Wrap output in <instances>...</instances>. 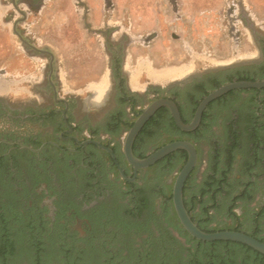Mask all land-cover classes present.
Returning a JSON list of instances; mask_svg holds the SVG:
<instances>
[{
	"label": "rangeland",
	"instance_id": "rangeland-1",
	"mask_svg": "<svg viewBox=\"0 0 264 264\" xmlns=\"http://www.w3.org/2000/svg\"><path fill=\"white\" fill-rule=\"evenodd\" d=\"M62 2L63 4L67 3L66 1ZM109 2L114 5L115 12L110 16L106 14L104 20L108 16L107 19H112L109 21L116 24L124 20L121 17L124 15L127 18V28L125 30H128V34L131 36L146 38V34H151L153 31L162 34L158 41L150 42L145 47L134 43L124 48L128 57H130L127 71L128 74H133L131 88L134 96L141 94V87L148 82L146 76L142 74L140 67H138V62L141 60L138 58L140 57L146 62L144 71L154 73L153 76L148 74L150 79L161 84L173 80L160 81L162 73L176 71L177 69L180 71L187 69V74L194 70L195 75L199 76L237 63L253 71L261 62L256 37L260 35L264 37V0H245V7L241 9L244 14L241 15V19L239 18L242 21V24H240L242 26L239 25L237 34L239 41L235 50H232L234 46L233 38L227 33L224 20L226 0H176L178 4L176 12L167 5V0H161L160 8L163 9L160 10L159 14L152 13V7L154 6L152 0H110ZM96 12L103 19L101 11L97 9ZM235 13L237 11L234 12L233 16H235ZM49 14V12L45 13V19L35 16L36 14L31 15L29 22L26 23V26H22L23 28L20 31L35 48L47 50L52 54L55 70L54 81L57 83V88L59 86L58 89L62 90L60 94L66 92L67 96L84 100V96H78L77 92L92 82H98L104 74L103 80H106L113 57L104 45L103 37H86L84 30L77 27V25H80L77 20L81 19L80 22H82V16L75 14L72 17L76 21V23L73 22L72 27L56 28L48 25ZM18 15L14 11L0 9V77L18 80L22 77L36 76L39 79L42 77L43 68L48 63V59L37 56L34 52L26 49L12 32V20L19 18ZM244 17L247 22L244 21ZM158 18L161 21L163 19L165 25H162L161 32L158 29ZM203 21L205 23L209 22V24L204 26ZM223 21L225 23L219 24L220 26L217 27V23ZM32 23L38 24L33 26ZM247 24L254 31L250 30ZM71 31H73L72 37L65 36L66 33H71ZM179 32L183 35L182 41L173 38ZM121 33L120 30H117V35L112 34L113 38L111 35V39H118ZM201 34H204L205 37L203 41L201 40ZM66 39L74 41V44L67 42ZM79 41H83V43L77 44ZM204 49L208 55L207 57L203 55ZM193 55L205 59L199 60L197 58L198 61L193 67L190 58ZM156 75H158V78ZM103 82L105 83V81ZM101 87L105 88L107 93L109 92L110 87L107 84L101 85ZM19 88H22V86L20 85ZM96 88L97 86L92 89L95 94ZM192 90L183 93L181 102H190L188 96H192ZM263 101L264 93H234L227 96L221 103L214 105L210 113L214 116V119L218 120H215L216 125L211 129L213 137H217L221 142L230 145L228 143L229 125L233 122L236 124L233 130L238 132V139L241 141V147L237 149V152L244 151L247 154V146L243 147L242 144L246 145L253 139L250 136V131L247 130L250 125L255 123H253V120L264 122ZM115 107L116 103H110L101 112H93L94 115H91L88 121L100 120ZM12 129L15 130L7 122L0 120V133ZM155 131L156 137L152 139L153 143L150 146L156 141L160 142L167 139L166 135H162L161 127L155 129ZM202 149L204 153L208 151L207 146H202ZM5 154L6 148H0V157H4ZM46 154L44 157L36 159L19 154L7 157L0 166V208L8 207L9 209L10 206H13L15 209L31 215L32 213H38L44 222L50 220V224L42 225V229H51L55 221V211L67 205L66 209H62L65 216L58 221L56 227L58 229L60 227L67 228V235L75 233L78 237L83 238L85 233L82 225L85 223H82L79 217L73 216V211L75 209L80 210L83 193L93 191L88 188L92 185L93 179H91L90 173L80 169L78 160L72 159V165L70 166L68 156H61L55 152H47ZM205 161H203L198 177L206 167ZM115 173L105 164L98 166L96 171V180L99 181L96 183L98 184L97 190L100 193L109 194L101 200L100 204L112 207L111 204L114 205V200L119 199L116 191L118 188L115 185L120 186L124 180L119 179L120 177ZM140 176L141 178L145 176L147 182H151L156 177V170L144 171ZM262 180L263 177L259 179V181ZM171 182V176L166 178V184L170 185ZM140 185H142L141 182H139ZM94 191H96V187ZM128 200L129 198L126 197L120 199L118 205H127ZM161 200L160 197H154L157 210ZM258 200L261 203L264 199L262 196L256 197L255 202L250 207L255 208ZM236 213L241 216V209H237ZM227 224L231 225L232 223L227 221ZM45 232L48 233V231ZM27 261L28 259L25 258L23 263L20 264H31Z\"/></svg>",
	"mask_w": 264,
	"mask_h": 264
},
{
	"label": "trees",
	"instance_id": "trees-1",
	"mask_svg": "<svg viewBox=\"0 0 264 264\" xmlns=\"http://www.w3.org/2000/svg\"><path fill=\"white\" fill-rule=\"evenodd\" d=\"M255 69L222 73L221 77L199 85L195 95L188 96L190 102L179 99L183 122L188 124L200 101L221 86L233 81L264 80V61ZM247 92L264 93V90L234 91L212 102L203 113L200 126L192 133L178 130L167 110H159L140 132L139 137L149 135L144 149L134 147L133 152L135 157L143 159L172 142L192 143L198 163L183 189L184 206L191 220L206 233L234 231L264 243V200L261 203L258 200L255 208L250 207L256 197L264 199V122L253 120L255 123L247 128L253 138L250 143L242 144L247 146V154L237 152L241 141L233 130L235 123L229 125L230 145L211 133L218 120L210 113L213 106L234 93ZM151 127H161L167 139L156 141L149 149L156 137V133L148 130ZM202 146L208 147L206 153ZM6 159L0 158V166ZM186 160L185 152H175L146 170H156L153 181L147 182L145 176L141 178L140 172L135 182L115 185L119 199L114 200L112 207L99 204L90 209L83 238L75 233L67 235V228L56 227L65 216L62 209L57 210L53 227L42 229L50 220L44 222L38 213L31 215L13 206L0 208V264H20L25 258L31 264H264V256L246 246L198 242L181 229L171 202L172 183L166 184V178L171 176L173 182ZM204 160L206 167L198 177ZM124 174L132 178L129 171ZM261 177L263 180L259 181ZM125 197L129 198L128 204L118 205V200ZM154 197L162 199L158 210ZM237 209H241V216L237 215ZM73 216L82 217L78 209L73 211ZM227 221L232 224L228 225Z\"/></svg>",
	"mask_w": 264,
	"mask_h": 264
},
{
	"label": "flooded vegetation",
	"instance_id": "flooded-vegetation-1",
	"mask_svg": "<svg viewBox=\"0 0 264 264\" xmlns=\"http://www.w3.org/2000/svg\"><path fill=\"white\" fill-rule=\"evenodd\" d=\"M74 1L79 5V0ZM109 1L110 0H104L101 4L103 19L98 22L99 26L96 25V29L92 27L90 23L91 20L86 17L88 16L87 14L82 16L86 37H103L104 45L113 57L106 80H103L105 77L104 74L98 82H92L77 92L78 96H84V100L67 96L66 92L61 95L60 92L62 90L58 89L59 86L57 88V83L54 81L55 70L52 54L47 50L41 51L48 52L50 55L36 52L23 43L21 44L26 49L30 50V52L32 51L35 55L48 59V63L43 68L42 77L38 79L36 76H28L18 78V80H9L0 77V86L2 88L0 89V120L7 122L15 128V130H5L0 133V145H4V148H6L4 157H13V155L19 154L31 156L36 159L44 157L47 155V152H55L61 156H68L70 158V166L72 165V159L78 160L80 169L90 173V177L93 179L91 182L92 185H90L91 187H88L93 191H86V193L84 192L81 196L82 203L79 212L83 218H79L82 223H85L82 225L84 227L83 229H86V225L89 223V215L91 214L90 209L99 206L101 200L105 198L106 195L109 196V194L104 192L100 193V191L97 190L98 184L96 183L99 181L97 182L96 180V171L98 170V166L100 167L101 164H105L108 168L118 172L117 165H119L123 172L129 171V175L133 177V169L123 156L122 144L125 134L129 130L127 129L128 125L134 123L138 115L147 105L156 99L167 98L172 100L177 107H179V105L182 104L179 99L182 98L183 93L186 91L193 89V94H191L193 96L202 83L206 84L213 78L221 77L222 73L246 68V66L237 63L236 65L221 67L199 76L195 75L194 70L190 74H187V69L185 71L177 70V72H174L177 75L175 78H164L165 73H162L160 81H167L170 79L176 80H170V82L161 84L153 82L150 79L148 74L153 76L154 73L151 71L146 73L144 71L146 62L140 57L138 58L141 59L138 62V67H140L142 74L146 76L148 82L144 84L143 87L140 86L142 88V93L134 96L132 94L133 89L131 88L133 74H128L127 71L130 57H128L124 48L134 43H138L145 47L157 37L154 36V33L146 34V38L131 36L128 34V30H125V28H127V18L124 15L121 16L124 18V20L121 21L122 23L117 22L114 24L109 21L112 19H107L108 16L106 20H104L106 14L110 16L115 12L114 5ZM45 2L46 0H0V9L4 11L11 10L19 14V18L12 20L13 23L11 25L14 27L15 32L32 47L34 46L29 42L30 40H28L25 35H22L23 33L20 30L23 28L22 26H26V23L29 22V17L31 15H37L40 9L46 4ZM244 3L245 0H226L224 5V9L226 10L224 20L226 23L224 21L217 23V27L220 26L219 24L222 25V23H225L227 33L233 38L234 46L232 50L236 49L239 41L237 34L239 32V25L242 24L240 19L241 15L244 14L243 11L241 12V9L245 7ZM167 5H169L174 12L178 10L176 0H167ZM236 11L237 13L233 16ZM5 20H7V18H5ZM245 20L244 17V21ZM203 24L207 26L209 22H204ZM247 26L250 30L254 31L249 24H247ZM117 30L122 32L121 36L118 39L115 38L116 40L111 39L112 34L114 36L117 35ZM201 35V40L203 41L205 37L204 34ZM173 38L174 40L182 41L183 35L179 32V34L175 35ZM256 42L260 52V63H262L264 61V37L261 35L257 36ZM205 52L206 50L204 49L203 55L207 57L208 55ZM190 58L192 59L191 65L193 67L196 65V61H198L197 58H199V60L205 59L204 57L194 55L193 57L190 56ZM260 63L257 66H259ZM180 72L182 73L180 74ZM156 76L158 78V75ZM103 81H105V83ZM103 83L110 87L109 92L107 93L106 91V97L103 102L100 105L89 103L93 101V98L96 99L95 93L91 98L93 93L92 89L96 86L101 87V85H104ZM18 85H21L22 88H19ZM177 93L180 94L179 97L176 96ZM112 102L116 103V107L106 113L100 120L88 121L90 120L89 117L94 115L93 112H101L104 107H107ZM24 128L27 129L25 130ZM158 128L159 127L156 129ZM148 130L150 132L153 131V134L156 132L154 127ZM140 132L133 143V149L134 147L137 149H144V144L149 140V135H142L139 137L141 134ZM87 141H96L102 146L112 150L116 159L112 160L108 153L92 144L80 146V144ZM32 143L38 144V146H33ZM52 143L56 146L51 145ZM20 146H26L34 150H38L42 146L43 148L39 153H32L20 149ZM133 154L135 155L134 152ZM144 171L146 170L139 171L138 176L140 172ZM95 187L96 191H94ZM66 207L67 205L61 208L66 209ZM74 211H76V209Z\"/></svg>",
	"mask_w": 264,
	"mask_h": 264
},
{
	"label": "water",
	"instance_id": "water-1",
	"mask_svg": "<svg viewBox=\"0 0 264 264\" xmlns=\"http://www.w3.org/2000/svg\"><path fill=\"white\" fill-rule=\"evenodd\" d=\"M12 30L21 43L25 44L26 46H29L36 52L46 53L50 55L48 52H44L30 46L26 41H24L21 38L19 34L15 32L14 27H12ZM248 90H257V91L264 90V80L254 81V82L233 81L214 90L200 101L194 112L192 120L188 124H185L183 122L178 107L172 100L167 98H159L152 101L138 115L132 127L125 134L123 140V144H122L123 156L126 162L133 169V177L127 178L119 165H117V169L120 177L124 181L128 183H133L136 180L139 171L148 170L149 168L153 167L158 162L162 161L163 159H165L166 157H168L169 155L175 152L178 151L185 152L187 154V160L184 166L182 167V169L177 174H175V178L173 182H171L172 207L181 229L190 238L198 242H202V243L230 242V243L240 244L264 256V243H261L244 233H239L234 231L206 233L200 230L198 226L191 220V217L184 206L183 189L187 179L189 178L190 174L193 172V170L195 169L198 163L197 151L192 143L188 141L172 142L148 154L143 159H139L135 157V155L133 154V143L137 135L139 134L141 129L146 125V123H148V121L160 109H166L169 112L170 117L178 130H180L183 133H192L196 131L200 126L202 115L212 102L220 99L221 97L229 94L230 92L248 91ZM88 144H92L97 148L101 149L102 151L108 153L112 158V160L116 159L112 150L102 146L100 143L96 141H87L84 142L83 144H80V146H86ZM51 145L56 146L53 143ZM42 148L43 146L38 150H34L26 146H20V149L27 150L32 153H39Z\"/></svg>",
	"mask_w": 264,
	"mask_h": 264
},
{
	"label": "crops",
	"instance_id": "crops-1",
	"mask_svg": "<svg viewBox=\"0 0 264 264\" xmlns=\"http://www.w3.org/2000/svg\"><path fill=\"white\" fill-rule=\"evenodd\" d=\"M62 1H66L67 3L63 4ZM103 1L104 0H79V5H78L75 3L74 0H46V2H45L46 4L44 5V7L42 9H40V11L35 16H38V17L45 19V16H46L45 13L49 12L50 13L49 14V20H48L49 26L56 27V28H58V27L69 28L70 26L72 27L73 22L76 23L75 19H73L72 17H74L75 14H77L78 12H81V13H78L79 16H83L84 14L85 15L87 14L88 16H86V17H88L91 20L90 23H91L92 27L96 29V25L99 24L98 22L101 20L100 14H97L96 11H97V9L101 11V8H102L101 4L103 3ZM152 1H154V4H153L154 6L152 7V9H153L152 13L159 14L160 10L163 9V8H160L161 7V0H152ZM125 10H126V8H125ZM69 14H70L71 18H69L70 17ZM39 20H38V22H39ZM80 20L81 19L77 20L80 24L79 26L77 25V27H81L82 30H84L82 27L83 23L80 22ZM158 20H159L157 23L158 29H160V32H161V28H163L162 25H164V23H163V19L161 21V19L158 18ZM32 24L34 26L35 24H38V23H32ZM66 32H67V30H66ZM72 32L73 31H71V33H68V34L66 33L65 36L72 37ZM152 33H154L155 34L154 36L157 37L153 42L158 41L160 38V35H162L161 33H157L156 31H153ZM66 41L74 44V41H69L67 39H66ZM82 43H83V41L77 42V44H82ZM77 47H79V45H77ZM173 80H176V79H173Z\"/></svg>",
	"mask_w": 264,
	"mask_h": 264
},
{
	"label": "bare ground",
	"instance_id": "bare-ground-1",
	"mask_svg": "<svg viewBox=\"0 0 264 264\" xmlns=\"http://www.w3.org/2000/svg\"><path fill=\"white\" fill-rule=\"evenodd\" d=\"M174 72H177V71L165 73L164 74V78H175L177 75ZM181 73L182 72H180V74ZM0 89H2L1 86H0ZM106 91L107 90L105 88H103V87H97L96 88V99L93 98V101L92 102H89V103H91L93 105H95V104L96 105H100L103 102V100L105 99V97H106ZM93 96H94V92L92 93L91 98ZM95 100H96V102H95ZM93 105H91V106H93Z\"/></svg>",
	"mask_w": 264,
	"mask_h": 264
}]
</instances>
